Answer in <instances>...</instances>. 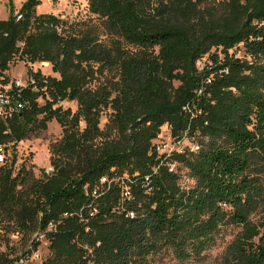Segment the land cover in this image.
<instances>
[{"label": "trees", "instance_id": "trees-1", "mask_svg": "<svg viewBox=\"0 0 264 264\" xmlns=\"http://www.w3.org/2000/svg\"><path fill=\"white\" fill-rule=\"evenodd\" d=\"M39 3L0 20V82L18 63L32 78L25 108L0 119L13 150L0 224L27 237L53 223L45 264H146L162 249L191 264L224 227L240 231L219 264H264V0H89L77 23ZM51 121L52 170L15 167L18 142ZM168 137L199 150L158 153Z\"/></svg>", "mask_w": 264, "mask_h": 264}, {"label": "rangeland", "instance_id": "rangeland-1", "mask_svg": "<svg viewBox=\"0 0 264 264\" xmlns=\"http://www.w3.org/2000/svg\"><path fill=\"white\" fill-rule=\"evenodd\" d=\"M27 1L28 0H0V20H5L8 17V8H10V6H12L14 12L17 13ZM87 4L83 1H78L73 5L70 0H40V3L35 9V13L37 15L52 14L69 23L87 22L90 18H93L87 11ZM32 65L34 69L40 70L44 74H50V67L48 64L40 65L35 63ZM8 75L13 79L19 80L23 85L27 84V67L23 63H18L11 67L8 71ZM62 106L71 108V110H75L76 107L74 103H63ZM104 122L105 120H102V124ZM61 136V128L55 121L47 123L46 130L38 138H32L29 142H25L19 145L18 149H15L16 167L19 168L25 161L33 166L37 176L40 174L39 170L50 172L52 167L49 159V148L53 143L59 141ZM176 145L189 148L191 142L183 140L179 144L176 143ZM173 169L177 170V173L180 175L179 183L182 187L188 188L193 184V181L188 176L186 168L177 165V167H173ZM0 228V252L6 258L16 260L20 256L26 254L31 246L33 247L37 232L27 237H22V235L19 234L18 238H14L9 231L11 230L10 226L6 227L5 224H0ZM239 231L240 228L238 227H224L220 229L215 245L206 250L200 260L193 261L191 264H219L223 251ZM37 244V249H41V252L44 254L45 249L43 243L37 242ZM28 264L39 263L28 261ZM146 264H178V260L173 258L169 249H162L160 253L151 255Z\"/></svg>", "mask_w": 264, "mask_h": 264}, {"label": "built area", "instance_id": "built-area-1", "mask_svg": "<svg viewBox=\"0 0 264 264\" xmlns=\"http://www.w3.org/2000/svg\"><path fill=\"white\" fill-rule=\"evenodd\" d=\"M85 2L88 3L89 0H70V2L74 5L76 2ZM17 18H20L18 15ZM40 65H47V63H41ZM29 68L33 71H36L34 69L33 65L30 64ZM32 82V78L28 77L27 75V84L23 85L21 82L17 79H13L10 77V79L7 82H0V119L4 122H8L11 120L15 114L20 113L25 108V100L23 99V93L25 89L27 88L28 84ZM185 139H179V140H172L171 138H167L166 141L160 142L156 146V151L158 153L170 155L173 153L181 154L185 152L186 147H181L179 145H176V143H180ZM24 141L18 142L16 148H19V145L24 144ZM189 151L196 152L199 150V147L196 144H192L189 148ZM12 148L8 144H0V168H4L6 166H9L12 162ZM16 167V164H15ZM104 181V180H102ZM132 216V214H131ZM54 231V224L49 223L44 231H37L35 236V243L36 246L32 247L28 250L26 254L23 256H20L16 260L10 259L12 262L10 264H28V261L30 262H37L39 264H45V260L48 257V246L49 241L47 238V234ZM1 232V228H0ZM19 233L12 234V237L18 238ZM37 242H42L43 247L45 249V253L43 254L41 252V249H37L38 244ZM1 253V252H0Z\"/></svg>", "mask_w": 264, "mask_h": 264}]
</instances>
